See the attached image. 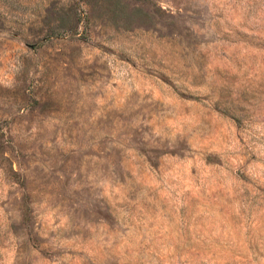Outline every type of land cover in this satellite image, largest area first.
Returning a JSON list of instances; mask_svg holds the SVG:
<instances>
[{
	"label": "rangeland",
	"instance_id": "rangeland-1",
	"mask_svg": "<svg viewBox=\"0 0 264 264\" xmlns=\"http://www.w3.org/2000/svg\"><path fill=\"white\" fill-rule=\"evenodd\" d=\"M0 264H264V0H0Z\"/></svg>",
	"mask_w": 264,
	"mask_h": 264
}]
</instances>
